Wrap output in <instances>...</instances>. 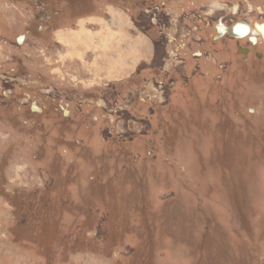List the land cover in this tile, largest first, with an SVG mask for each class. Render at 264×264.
I'll use <instances>...</instances> for the list:
<instances>
[{"label": "rangeland", "instance_id": "obj_1", "mask_svg": "<svg viewBox=\"0 0 264 264\" xmlns=\"http://www.w3.org/2000/svg\"><path fill=\"white\" fill-rule=\"evenodd\" d=\"M243 5L241 58L198 4L0 0V264H264V0ZM118 8L152 54L100 39L109 81L84 31Z\"/></svg>", "mask_w": 264, "mask_h": 264}, {"label": "flooded vegetation", "instance_id": "obj_2", "mask_svg": "<svg viewBox=\"0 0 264 264\" xmlns=\"http://www.w3.org/2000/svg\"><path fill=\"white\" fill-rule=\"evenodd\" d=\"M132 1L134 7L139 10H143L145 13H147V15L150 16L151 22L152 20L160 22L163 21L162 18H164L165 21L167 19L169 20V24L175 13L181 10L184 11L186 8H190L191 6L198 4V8L191 16H194L197 24L202 26V34L207 35L206 37L209 38V41L214 44L220 42V44L224 45V47L232 46L234 49V53H237L238 55L239 53H245V55H249L251 51V49L247 46H239V41H247L251 44V46L255 45L256 43L258 44L257 38L252 39L250 37L252 36L250 34L254 29H252V25L248 21V18L251 17V11L250 9L247 10L243 5V2L247 3L250 0H192L191 4L183 0ZM216 1L218 3L215 4ZM242 15L246 18H243ZM181 18H183L182 15L176 17V22H179ZM245 27L247 28V34L243 35L242 31H244ZM175 29L176 26L173 27V30ZM228 31L235 33V35H229ZM239 34H242L243 36ZM206 42L207 40L205 39V37L199 39V44H204ZM200 54V52H195V55L199 56ZM255 54L259 55V53ZM241 58H243V56H241Z\"/></svg>", "mask_w": 264, "mask_h": 264}, {"label": "crops", "instance_id": "obj_3", "mask_svg": "<svg viewBox=\"0 0 264 264\" xmlns=\"http://www.w3.org/2000/svg\"><path fill=\"white\" fill-rule=\"evenodd\" d=\"M73 1H74V3L76 5H77V3H79V0H73ZM80 1H82V0H80ZM79 5L82 6L83 3L80 2ZM111 11H112V13H110L111 14V23H110V25H107V24L104 23V26L99 30V32H94V33L89 32V34H87V31H84V34L86 36L93 35V39H94V41L96 40V44H97L93 48L94 50H92L90 52V55H92L91 56V58H92L91 59V65L90 66H91V68H93L95 65H97L99 67V65L103 64L104 67L99 69L101 71L100 75L104 76L103 77L104 80H109V81H112V79L109 78V77H106L104 69L106 67L108 68V65L104 64L103 57L101 55L102 54V50H105V52H107L106 53V57L109 55V59H114L113 54H115V52H116L115 51L116 48H114V46H113L114 44L118 47V49L122 45L125 48L128 47V49H134L135 53H136V50H137L139 52H142L143 55L144 54H147V55L150 54V56H151V54H152V50H150L151 49L150 45H148L149 41H147L144 38H143L144 40L138 39L137 37H141L139 35H133L134 37L129 39L127 37V35H126L128 32L125 34V32L127 31V29L125 27L127 25H124L126 23V11L121 10L119 8L117 10L113 9ZM37 17H39V16H37ZM44 21H45L44 18H42V23H44ZM98 23H99V25H103V22H101V21L98 22ZM113 26L115 27L114 30L112 29ZM81 32H83V31L81 30ZM122 32H123L125 38L121 37V33ZM68 34H75L74 35V38H75L74 40H76V37H77V35L79 33H77V32L66 33V35H64V36H67ZM99 34H100V36H99ZM102 38L110 39L112 41L113 45L110 46L111 50H109V45L107 43H100V44L98 43V41L100 39H102ZM132 39H136L138 42H135ZM93 42L91 44H93ZM84 47H88V46L84 45ZM84 49H86V48H84ZM126 52L129 53V50L126 51ZM136 55H137V53H136ZM119 56H122V54L119 53ZM130 58L132 59V62L134 63L132 55H130ZM94 61H95V64H93ZM134 65H135V63H134ZM117 68H119V69H117ZM134 68L135 67H133L131 64L128 65V63H125V64L123 63L121 65L116 66V68H115L116 73L120 74L119 77H118V80L122 78L123 74H128V70H131V69L134 70ZM124 70H126L127 72L124 73ZM94 71H96V70L94 69ZM122 71H123V73H122ZM97 73H99V72H97Z\"/></svg>", "mask_w": 264, "mask_h": 264}, {"label": "water", "instance_id": "obj_4", "mask_svg": "<svg viewBox=\"0 0 264 264\" xmlns=\"http://www.w3.org/2000/svg\"><path fill=\"white\" fill-rule=\"evenodd\" d=\"M244 27V26H243ZM243 33V35H245V34H247V28L245 27L244 28V31H242ZM228 34L229 35H232V36H234L235 35V33H232L231 31H228ZM242 34H239V35H242ZM242 35V36H243ZM22 39H23V37L22 36H19L18 38H17V42L18 43H21V41H22ZM240 52H242V51H240ZM33 112H38L39 111V109L36 107V105H34V104H32L31 105V108H30ZM64 113H66V112H64Z\"/></svg>", "mask_w": 264, "mask_h": 264}, {"label": "bare ground", "instance_id": "obj_5", "mask_svg": "<svg viewBox=\"0 0 264 264\" xmlns=\"http://www.w3.org/2000/svg\"><path fill=\"white\" fill-rule=\"evenodd\" d=\"M262 30V29H261ZM264 33V32H263ZM118 58V57H117ZM118 61V60H117Z\"/></svg>", "mask_w": 264, "mask_h": 264}]
</instances>
